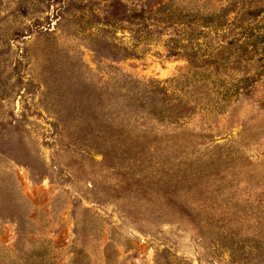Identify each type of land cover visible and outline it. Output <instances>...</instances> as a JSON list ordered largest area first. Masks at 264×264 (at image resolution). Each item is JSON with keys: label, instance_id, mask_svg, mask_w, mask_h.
<instances>
[{"label": "rangeland", "instance_id": "rangeland-1", "mask_svg": "<svg viewBox=\"0 0 264 264\" xmlns=\"http://www.w3.org/2000/svg\"><path fill=\"white\" fill-rule=\"evenodd\" d=\"M0 264H264V0H0Z\"/></svg>", "mask_w": 264, "mask_h": 264}]
</instances>
